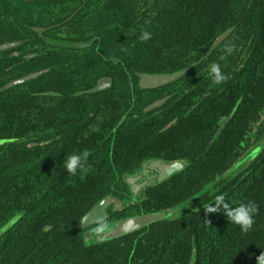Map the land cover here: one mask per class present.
I'll return each mask as SVG.
<instances>
[{"label":"trees","instance_id":"16d2710c","mask_svg":"<svg viewBox=\"0 0 264 264\" xmlns=\"http://www.w3.org/2000/svg\"><path fill=\"white\" fill-rule=\"evenodd\" d=\"M105 1L101 18L107 26L116 25L107 33L128 36L135 58L127 61L129 69L135 74L185 71L156 90L141 89L137 76L132 83L137 85L136 101L147 105L154 97L177 93L178 101L169 100L165 107L183 102L187 115L162 131L160 126L174 115L146 113L139 121L128 115L114 133L129 105L125 74H112L113 88L83 96L76 91L92 87L95 80L50 78L55 70L2 90L32 71L23 69L32 63L23 65L19 57H10L12 50L0 51V231L8 226L0 234V264H189L194 246L195 264H256L264 253V150L236 175L217 179L249 147L264 145V0ZM116 1L121 2L120 11ZM144 5L148 7L143 10ZM34 10V1L0 0V36L10 32L9 39H17L14 31L24 13H31L30 22L37 24ZM142 31H149L151 39L140 42ZM226 47L232 48L230 54ZM211 63L221 67L224 79L219 84L207 76ZM95 104L99 112L85 119L86 109ZM112 108L118 113L110 119ZM108 133L115 140L106 138ZM84 151L89 153V170L70 175L63 160ZM154 157L188 164L157 185L154 196L170 202L154 208L149 203L146 213L186 201L197 210L148 225L136 245L135 234L89 244L79 226L83 215L112 186L128 185L127 171ZM220 194L234 205H258L249 231L230 223L222 211H206Z\"/></svg>","mask_w":264,"mask_h":264},{"label":"flooded vegetation","instance_id":"af4514ba","mask_svg":"<svg viewBox=\"0 0 264 264\" xmlns=\"http://www.w3.org/2000/svg\"><path fill=\"white\" fill-rule=\"evenodd\" d=\"M25 1H34V12L36 15L37 24H33L30 22L32 16L31 13H24L22 18L23 20L26 18L27 21L21 20L22 24H18L16 26V29L18 31L14 32L17 36V39H9V37L12 36L10 32L7 35L3 31L5 35L0 36L3 39L0 40V46L6 44L10 46L0 51L12 50L10 57H19L20 62L23 65L27 64L28 62L32 63L31 65H29V67L23 68L24 70L32 69V71H30L28 74L23 75L22 77L28 76L35 72H40V75L38 77L31 79L34 80L55 70L54 72H52V74H50V78H63L73 80L86 79L87 81L95 80L92 84V87H86L76 91L77 96H83L93 93H100L107 89L113 88L115 76H122L123 74H125L124 81L128 82L129 89H127L124 93L130 95L128 99L129 105L127 108L125 107L126 109L122 115V118L114 127V133L116 132L119 124H121L128 115H131V117L134 118L135 121H139L142 118L141 116L146 113L153 114L154 116L166 115L167 117H171L172 115H174L173 119L169 120L165 126H160L161 131L169 129L174 123L178 121V119H180L181 117L184 118L187 115L186 104H184L183 102L179 103V106L174 104L170 108L165 107L166 103L169 100H173L175 101V103L178 101L174 98L175 94L177 93H168L167 95L162 94L160 95L161 97H154V99L151 100L147 105H142L138 101H136L135 86L137 85H133L132 83L137 76L139 77V74L141 73L135 74L133 70L127 67V64H129V62L127 61H130L131 63L135 62V58L130 56L131 47L129 46L128 41H126V38L128 37L126 32L117 31L115 34L107 33L110 32L109 28H115L116 25L107 26L105 24V19L101 18L102 7L106 4L105 0ZM116 3L118 6V10L120 11L121 2L116 1ZM147 7L148 5H144L143 10ZM133 28H135V26H133L132 29ZM112 74L115 76H113ZM107 78L111 79V82L108 84L106 80ZM86 80L84 86H86L88 83ZM101 80H105L106 86L103 89L92 91V89H94ZM167 84L150 89L156 90L160 87L166 86ZM140 88L144 89L142 87ZM42 94L58 95V92L45 91ZM160 100H163V102L157 104ZM121 107L122 108L120 112H122L124 108L123 106ZM98 108L100 107L95 104V106L86 109L87 113L85 115V119L90 118V116H95L99 112L97 111ZM193 108L194 106L192 107V109ZM115 110L118 109L112 108L110 109V111H108L107 115L110 119L117 115L118 112H115ZM91 120H88V122ZM262 121L264 122V114L262 116ZM111 134L112 133H108L106 138L112 136L113 140H115L116 135ZM153 139L155 138H152V140ZM255 140L256 139L254 138L253 142H256ZM257 145L260 144L257 143L255 146ZM249 149L245 150L241 157L238 158V160L244 157L249 152ZM261 153L257 158L261 156ZM157 160H161L167 163H182L184 165L180 171L174 172L170 177L183 171L188 164L187 161L182 159L164 160L162 158L156 159L154 157L146 158L139 164L138 167L127 171L125 176L143 174L144 177H146L145 181H148L149 183L143 185V180L137 182L134 186L137 189V194L135 193V190L132 189V186L127 184H116L115 186H112L105 195V198L112 196L113 198L118 199L122 202L121 206L118 207L115 204L110 205L107 208V217L105 219L82 228L81 221L83 217L89 211H91L100 201L96 203L89 211H87L83 215L80 220L79 226L81 227V229H83L84 238L87 237L89 232H96L98 228H108L114 221L118 220L119 218L132 216L134 214H137L138 212H142L143 214H145L146 212H149L148 210H151V208L166 205L170 202L169 198L163 201H158L157 197L154 196L155 193L157 195V190H159V186L157 185L163 183V181L170 179L169 177L161 182L155 181V174L157 173L149 170L148 166L151 164V162ZM222 176L218 177L217 181H219ZM215 182L216 181H212L207 184L205 188L208 185L209 188L205 190L210 189V187ZM112 190L114 191V193L110 195L109 192ZM202 192L203 190L197 197H195V200L196 198L202 197ZM127 201L134 202H131L129 205H124L125 202L127 203ZM149 203H151V208L148 207ZM183 205H186V210H189L191 208L190 206H192L191 201H186ZM149 226L142 228L145 229L146 232H139L140 230H142L139 229L128 233L136 235L134 242L135 245L141 238H143L145 233H147L146 228H148Z\"/></svg>","mask_w":264,"mask_h":264},{"label":"water","instance_id":"95a60500","mask_svg":"<svg viewBox=\"0 0 264 264\" xmlns=\"http://www.w3.org/2000/svg\"><path fill=\"white\" fill-rule=\"evenodd\" d=\"M8 47H10L8 44L0 46V50L6 49ZM184 73L185 71H179V72L172 73V74L141 73L139 74V77H140L139 85L140 87L144 89L159 87L161 85L177 80ZM39 75H40V72H35L28 76L14 79L10 81L9 83H7L2 88V90L25 83L26 81L36 78ZM106 80H107V84L111 82L110 78H107ZM105 86H106L105 80H101L99 84L94 89H92V91L103 89ZM162 102L163 100H160L157 104H160ZM236 109H237V106L234 108V111L231 113V115L227 117V119L219 127L217 135H220L222 133L224 128L227 126L229 120L234 115V112L236 111ZM253 148L251 150H253ZM183 166L184 165L182 163L180 164L179 163H167L161 160H157V161L151 162V164L148 166V169L156 172L157 174H155V181L161 182L169 178L174 172L180 171L183 168ZM125 180L128 183V185L132 186V189L135 190L136 194H137L136 192L137 189L134 186L136 185L137 182H140L143 180L142 181L143 185H146L147 183H149L148 181H145L146 177H144L143 174L128 175L125 177ZM112 204H115L116 206L120 207L122 202L118 199L113 198L112 196L102 199L91 211H89L83 217L81 221V227L85 228L89 226L90 224H93L97 221L105 219L107 217V208ZM185 206L186 205H181L176 208L157 211L153 213H145V214H141L137 216H129V217H126V218H123V219H120L114 222L112 225H110V227L103 229V231H100V232L96 231L95 233L101 234V239H102L101 241H107V240H111L114 238H118L128 233H131L135 230L142 229L154 222L179 218V217L188 215L197 210V209H189L186 211ZM91 233L92 232H89L88 236H90ZM197 252L198 250L196 246H194L192 259L189 264H195Z\"/></svg>","mask_w":264,"mask_h":264},{"label":"clouds","instance_id":"9594fccd","mask_svg":"<svg viewBox=\"0 0 264 264\" xmlns=\"http://www.w3.org/2000/svg\"><path fill=\"white\" fill-rule=\"evenodd\" d=\"M138 39L140 42H146L151 39V33L149 31H142ZM226 51L230 54L232 48L226 47ZM206 73L214 84H219L224 79L221 67L216 63L209 64L206 68ZM88 155L89 153L87 151L67 155L62 162V166L73 176L77 175L78 172H87L90 167L88 164ZM206 211L209 213L222 211L230 223L239 225L242 231L247 232L254 223V217L258 212V205L251 201L234 205L231 201L226 200L223 194H220L215 196L214 202L209 205ZM97 231L100 232L103 229L98 228ZM256 264H264V253L257 257Z\"/></svg>","mask_w":264,"mask_h":264},{"label":"rangeland","instance_id":"374dc122","mask_svg":"<svg viewBox=\"0 0 264 264\" xmlns=\"http://www.w3.org/2000/svg\"><path fill=\"white\" fill-rule=\"evenodd\" d=\"M264 149V145L260 144L253 148V150H250L244 157L240 158L230 170H228L225 175H223L221 178H224L225 176H233L245 169L250 163H252L253 160H255L262 150ZM209 188V185L205 188ZM204 189V190H205ZM187 211V210H186ZM21 214H17L14 219L11 220L10 224L14 223L17 218H19ZM9 224V225H10ZM8 226H5L3 230H5ZM110 227V226H109ZM3 230L0 231V234L3 232ZM86 240L89 244H92L93 242H105L101 241V234H96L95 232H92L90 236L87 235ZM112 240V239H111ZM109 241V240H107Z\"/></svg>","mask_w":264,"mask_h":264}]
</instances>
